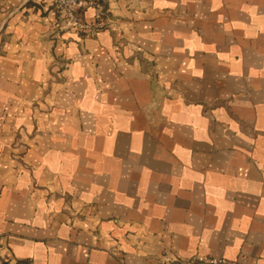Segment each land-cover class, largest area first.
Here are the masks:
<instances>
[{
    "label": "crops",
    "instance_id": "1",
    "mask_svg": "<svg viewBox=\"0 0 264 264\" xmlns=\"http://www.w3.org/2000/svg\"><path fill=\"white\" fill-rule=\"evenodd\" d=\"M99 1L0 0V264H264V0Z\"/></svg>",
    "mask_w": 264,
    "mask_h": 264
},
{
    "label": "built area",
    "instance_id": "2",
    "mask_svg": "<svg viewBox=\"0 0 264 264\" xmlns=\"http://www.w3.org/2000/svg\"><path fill=\"white\" fill-rule=\"evenodd\" d=\"M50 5L56 13V34L74 33L78 36L92 37L109 25L104 18V8L99 0H50ZM88 7L93 8L94 15L91 20L82 18V11ZM160 264H240L235 260L223 257H210L199 259L196 257L186 259H170Z\"/></svg>",
    "mask_w": 264,
    "mask_h": 264
}]
</instances>
